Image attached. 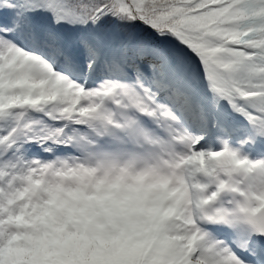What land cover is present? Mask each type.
Instances as JSON below:
<instances>
[{
    "label": "snow or ice",
    "instance_id": "6c2138e0",
    "mask_svg": "<svg viewBox=\"0 0 264 264\" xmlns=\"http://www.w3.org/2000/svg\"><path fill=\"white\" fill-rule=\"evenodd\" d=\"M0 264H264V0H0Z\"/></svg>",
    "mask_w": 264,
    "mask_h": 264
}]
</instances>
